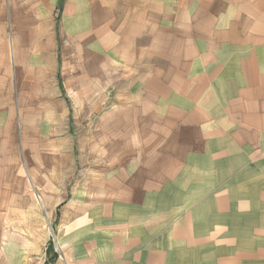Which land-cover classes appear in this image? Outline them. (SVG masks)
<instances>
[{
    "label": "crops",
    "instance_id": "crops-1",
    "mask_svg": "<svg viewBox=\"0 0 264 264\" xmlns=\"http://www.w3.org/2000/svg\"><path fill=\"white\" fill-rule=\"evenodd\" d=\"M49 226L54 264H264V0H0V264Z\"/></svg>",
    "mask_w": 264,
    "mask_h": 264
},
{
    "label": "rangeland",
    "instance_id": "rangeland-1",
    "mask_svg": "<svg viewBox=\"0 0 264 264\" xmlns=\"http://www.w3.org/2000/svg\"><path fill=\"white\" fill-rule=\"evenodd\" d=\"M61 205H63V204H61ZM60 205V206H61ZM49 229H50V232H51V234H52V236L54 235V233H53V231H52V228L49 226L48 227ZM49 242H51L52 244H53V248H54V252L59 256V253H58V249H57V245H58V242H57V240H56V238H55V236H53V237H51V240L49 241ZM49 242H48V245L45 247V250H44V255H42V254H40V255H33L32 257H30L29 259H31V258H33V259H46L47 260V258H48V255H47V252H48V247H49Z\"/></svg>",
    "mask_w": 264,
    "mask_h": 264
},
{
    "label": "trees",
    "instance_id": "trees-1",
    "mask_svg": "<svg viewBox=\"0 0 264 264\" xmlns=\"http://www.w3.org/2000/svg\"><path fill=\"white\" fill-rule=\"evenodd\" d=\"M47 255L48 258L45 264H54L58 258V255L54 252L53 244L51 242H49Z\"/></svg>",
    "mask_w": 264,
    "mask_h": 264
},
{
    "label": "built area",
    "instance_id": "built-area-1",
    "mask_svg": "<svg viewBox=\"0 0 264 264\" xmlns=\"http://www.w3.org/2000/svg\"><path fill=\"white\" fill-rule=\"evenodd\" d=\"M57 249H58V245H57ZM59 250V249H58ZM46 263V260H44V258L41 260V259H28V262L27 264H45Z\"/></svg>",
    "mask_w": 264,
    "mask_h": 264
}]
</instances>
